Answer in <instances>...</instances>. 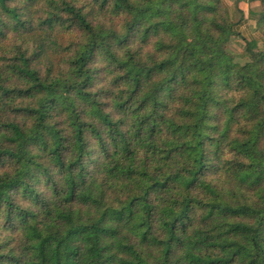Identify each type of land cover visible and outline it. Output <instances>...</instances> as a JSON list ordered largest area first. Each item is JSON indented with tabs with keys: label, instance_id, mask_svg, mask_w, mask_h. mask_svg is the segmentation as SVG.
Returning <instances> with one entry per match:
<instances>
[{
	"label": "trees",
	"instance_id": "trees-1",
	"mask_svg": "<svg viewBox=\"0 0 264 264\" xmlns=\"http://www.w3.org/2000/svg\"><path fill=\"white\" fill-rule=\"evenodd\" d=\"M239 1L0 0V264H264Z\"/></svg>",
	"mask_w": 264,
	"mask_h": 264
},
{
	"label": "rangeland",
	"instance_id": "rangeland-1",
	"mask_svg": "<svg viewBox=\"0 0 264 264\" xmlns=\"http://www.w3.org/2000/svg\"><path fill=\"white\" fill-rule=\"evenodd\" d=\"M238 0H223V2L230 8L232 15L234 16V20L237 23L236 25L242 29V26L244 23H242L245 19L243 16L242 11L239 9V5L237 3ZM248 3H251L248 1ZM255 4L253 5V8H255V12L258 11V6L260 4V1H254ZM257 7V8H256ZM248 20V19H247ZM242 23V24H241ZM245 29L247 32H249V35L245 37V34H242L241 32H237L239 35L234 36L231 38L230 42L227 45V49L230 53H232L235 56L236 61L243 63L245 61L244 57V51L246 48V42L251 40H257L259 46H262V38L259 34V32L256 29V20H249L248 23H245ZM245 29H242L244 32Z\"/></svg>",
	"mask_w": 264,
	"mask_h": 264
},
{
	"label": "crops",
	"instance_id": "crops-1",
	"mask_svg": "<svg viewBox=\"0 0 264 264\" xmlns=\"http://www.w3.org/2000/svg\"><path fill=\"white\" fill-rule=\"evenodd\" d=\"M238 7L239 9L242 11L243 13V16H244V21L242 23L243 26H242V29H245V26L246 24L245 23H248V21L251 19V20H255V8H253V5H257L255 4L254 2H251V3H248L247 1H239L238 2ZM257 8V7H256ZM248 19V20H247ZM241 23V24H242ZM241 27V26H240ZM239 25L236 26L235 30L236 32H241L242 34H245L247 37V35H249V32H247V30L245 29V31L243 32L242 29H240Z\"/></svg>",
	"mask_w": 264,
	"mask_h": 264
}]
</instances>
